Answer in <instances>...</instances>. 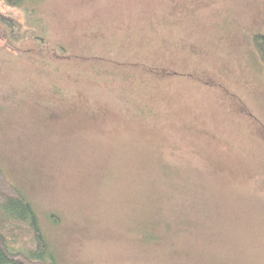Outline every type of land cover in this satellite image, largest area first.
I'll return each instance as SVG.
<instances>
[{
	"label": "rangeland",
	"instance_id": "obj_1",
	"mask_svg": "<svg viewBox=\"0 0 264 264\" xmlns=\"http://www.w3.org/2000/svg\"><path fill=\"white\" fill-rule=\"evenodd\" d=\"M0 15L24 35L0 22V166L59 264H264V0Z\"/></svg>",
	"mask_w": 264,
	"mask_h": 264
},
{
	"label": "trees",
	"instance_id": "obj_2",
	"mask_svg": "<svg viewBox=\"0 0 264 264\" xmlns=\"http://www.w3.org/2000/svg\"><path fill=\"white\" fill-rule=\"evenodd\" d=\"M43 0H3L11 8H22L28 2ZM0 22L10 33V39L19 41L22 25L13 18L0 15ZM254 47L264 62V34H256ZM52 216V219H55ZM141 235L144 244H160L164 241V232H171V226L164 225L162 234H156L153 224L145 223ZM181 229V226L178 227ZM165 230V231H164ZM174 256L191 258L194 251L174 249ZM169 255V254H168ZM163 257V256H162ZM162 259V258H158ZM156 260V259H154ZM0 264H59V258L46 236L40 217L33 204L9 180L0 166Z\"/></svg>",
	"mask_w": 264,
	"mask_h": 264
}]
</instances>
